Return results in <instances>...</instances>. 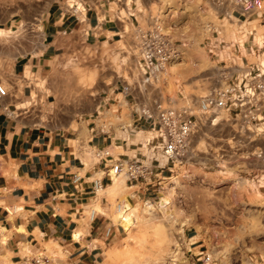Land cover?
<instances>
[{
  "label": "crops",
  "instance_id": "crops-1",
  "mask_svg": "<svg viewBox=\"0 0 264 264\" xmlns=\"http://www.w3.org/2000/svg\"><path fill=\"white\" fill-rule=\"evenodd\" d=\"M40 1L31 6V0H0V29L18 31L26 22L39 36L35 43L0 39V82L8 90L0 100V264H38L35 260L43 257L47 264H103L107 251L127 232L114 219L108 196L99 193L113 182L112 166L127 158L155 165L148 184L126 179L133 188L129 202L159 195L173 171L156 154L162 141L137 140L135 130L153 128L150 121L138 120L136 109L131 123L108 131L91 116L55 115L53 104L62 87L57 76L64 73L65 54L84 44L122 40L125 22L138 30L147 22L151 0ZM259 1L264 0L218 9L223 23L233 17L240 22L229 39L220 38L219 27L208 41L216 60L224 61L225 51L232 53L227 82L245 85L264 74L259 63L250 61L264 49V7L256 6ZM30 41V50L20 51ZM122 95L127 99L133 94L112 86L99 107L115 110ZM252 133L264 150V120L254 123ZM188 239L192 249L199 246L196 235L190 233Z\"/></svg>",
  "mask_w": 264,
  "mask_h": 264
},
{
  "label": "rangeland",
  "instance_id": "rangeland-1",
  "mask_svg": "<svg viewBox=\"0 0 264 264\" xmlns=\"http://www.w3.org/2000/svg\"><path fill=\"white\" fill-rule=\"evenodd\" d=\"M36 1L31 0V6L42 4ZM158 1L149 2L148 19L141 27L148 28L152 16L159 17L163 32L173 40L178 53L157 78L149 83L143 81L137 29L127 22L122 40L84 44L65 54L64 73L57 76L62 87L56 93L53 113L62 112L68 118H97V126L105 131L112 126H126L132 122L134 109L153 107L155 102L189 107L201 118L189 153L175 166L167 161L162 147L157 149L158 158L163 163L167 161L173 173L165 179L159 195L151 200L129 199L136 207L139 222L107 251L103 264H264V150L251 128L237 131L233 114L214 109L202 114L203 97L226 85L228 67L232 66V53L225 51L224 61L220 62L208 41L220 28V38L229 39L240 24L234 17L223 23L217 16L218 9L243 5L236 0H223L221 4L219 0ZM256 6L263 8L264 1ZM31 31L32 27L24 22L3 41L30 39L35 43L38 32ZM31 41L24 43L20 51L30 50ZM250 61L259 63L264 71V49ZM236 63L241 65L242 61ZM114 85L132 92L135 98L122 95L115 110L104 111V107H99L100 100ZM195 95L200 98L197 100ZM211 119L217 124L212 125ZM134 133L138 141H161L157 130L149 126ZM262 138L264 142V134ZM121 178L122 189L112 191L105 187L99 191L108 196L116 221L118 205L128 201L133 193V188L126 184V176L122 174ZM173 185L170 203L164 210L159 201ZM148 208L151 212L146 211ZM143 218H147L144 223ZM190 233L197 236L199 245L193 249L188 239ZM172 251L177 254L174 258L169 257Z\"/></svg>",
  "mask_w": 264,
  "mask_h": 264
},
{
  "label": "built area",
  "instance_id": "built-area-1",
  "mask_svg": "<svg viewBox=\"0 0 264 264\" xmlns=\"http://www.w3.org/2000/svg\"><path fill=\"white\" fill-rule=\"evenodd\" d=\"M238 5L248 6L252 0H236ZM236 3V4H237ZM77 9V8H76ZM77 12V10H74ZM148 28H138L137 38L141 56L143 81L151 82L165 70L167 64L177 56L173 40L163 32L159 17H153ZM8 95L5 84L0 82V100ZM202 114L214 111H227L233 114V120L241 130L252 129L255 122L264 120V74L252 77L245 85L226 82L218 87L213 95L203 97ZM138 120L150 121V127L157 130L163 147L161 151L167 160L175 166L177 162L189 153L192 136L201 123V118L189 107L164 106L155 102L153 107L147 105L136 109ZM215 119L211 124L216 125ZM103 130V129H102ZM161 165L160 160L156 159ZM155 165L146 159H121L112 166V174H124L129 181H143L148 184L154 175ZM80 177L75 178L79 181ZM207 260H210L208 257ZM48 258L36 259L38 264H47Z\"/></svg>",
  "mask_w": 264,
  "mask_h": 264
},
{
  "label": "bare ground",
  "instance_id": "bare-ground-1",
  "mask_svg": "<svg viewBox=\"0 0 264 264\" xmlns=\"http://www.w3.org/2000/svg\"><path fill=\"white\" fill-rule=\"evenodd\" d=\"M11 32H14V31H9V30H6V29L5 30L4 29L3 30L0 29V39H3L5 37H9L10 36L9 34ZM194 98H196L198 100V98H200V97L197 95ZM121 175L122 174L114 175L113 182L111 183V185L108 186V188L110 190L116 191V190L122 189L123 184H124V180L121 178ZM103 188L104 187L100 188V190H103ZM174 188L175 187L173 185V187H171V189L169 191H166V193L161 197V200L159 201V206L162 209L167 210L168 204L170 203V195H171L172 190ZM104 190H105V188H104ZM120 206L121 207L118 208V217H117L118 222H120L125 227L127 232H131L132 229L139 222V215L136 212V207L134 205H132L130 202H128L127 200H124L123 203ZM146 211L149 212L150 211L149 208ZM146 219L143 218L141 221L144 223V220H146ZM176 255H177L176 251H172L170 253L169 257L170 258H174V257H176ZM110 259H111V257H110Z\"/></svg>",
  "mask_w": 264,
  "mask_h": 264
}]
</instances>
